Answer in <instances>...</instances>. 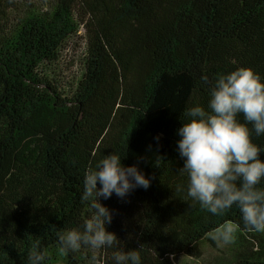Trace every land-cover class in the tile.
Masks as SVG:
<instances>
[{"label":"trees","instance_id":"16d2710c","mask_svg":"<svg viewBox=\"0 0 264 264\" xmlns=\"http://www.w3.org/2000/svg\"><path fill=\"white\" fill-rule=\"evenodd\" d=\"M79 33L80 74L51 77ZM240 66L264 77V0H0V264H27L36 240L45 264H113L117 248H137L141 264H178L227 226L243 241L222 264H264V232L236 206L213 215L177 191L184 109L206 106L217 74ZM112 152L150 186L101 198L119 245L61 253L57 233L90 215L85 170Z\"/></svg>","mask_w":264,"mask_h":264},{"label":"clouds","instance_id":"9594fccd","mask_svg":"<svg viewBox=\"0 0 264 264\" xmlns=\"http://www.w3.org/2000/svg\"><path fill=\"white\" fill-rule=\"evenodd\" d=\"M181 121L176 151L183 160L180 171L186 176V187L177 185V191H186L188 198L213 215L236 206L245 227L264 232V187L259 186L264 180V159L259 155L264 145L253 139L264 135V77L247 66L217 74L208 89L206 106H187ZM122 156L116 152L104 155L85 170L81 199L88 203L90 215L82 227L57 233L61 253L82 246L100 249L119 245L117 235L106 230L113 213L101 198L114 194L123 200L136 188L146 190L152 179L137 164H123ZM232 232L227 226L213 239L229 244ZM46 259L39 241H33L27 264H45ZM112 261L141 264V255L137 248H117Z\"/></svg>","mask_w":264,"mask_h":264},{"label":"rangeland","instance_id":"374dc122","mask_svg":"<svg viewBox=\"0 0 264 264\" xmlns=\"http://www.w3.org/2000/svg\"><path fill=\"white\" fill-rule=\"evenodd\" d=\"M83 39L79 34L69 37L60 49L59 57L55 63L48 69L51 77L60 78V80L72 81L80 74L82 67ZM53 67V68H52ZM216 235V234H215ZM243 241L242 237H234L232 242L223 244L217 239L213 243L206 242L202 247V254L198 258L180 257L178 264H222L232 260L238 245Z\"/></svg>","mask_w":264,"mask_h":264}]
</instances>
